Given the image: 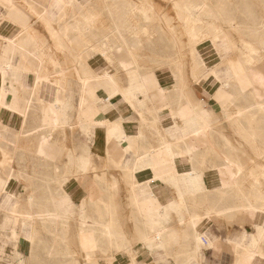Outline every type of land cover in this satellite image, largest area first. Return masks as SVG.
<instances>
[{
  "label": "crops",
  "instance_id": "0c3cea01",
  "mask_svg": "<svg viewBox=\"0 0 264 264\" xmlns=\"http://www.w3.org/2000/svg\"><path fill=\"white\" fill-rule=\"evenodd\" d=\"M90 4L106 0H0V228L18 235L6 256L264 264V174L244 184L219 124L232 97L218 77L132 75L129 56L91 52L74 24Z\"/></svg>",
  "mask_w": 264,
  "mask_h": 264
},
{
  "label": "rangeland",
  "instance_id": "374dc122",
  "mask_svg": "<svg viewBox=\"0 0 264 264\" xmlns=\"http://www.w3.org/2000/svg\"><path fill=\"white\" fill-rule=\"evenodd\" d=\"M181 1L184 0H106L104 6L90 4L88 12L83 17L75 19V27L77 24L75 30L86 31L88 29L89 38L84 44L89 43L91 52H103L104 50L103 54L109 62L118 61L121 55L130 56V59L132 58L140 69L150 68L159 71L166 69L167 73L164 75L172 74L173 76V73L177 75L181 70L178 76L181 75L180 77L191 81L196 80L192 72L193 56L190 50V37L181 20L183 14ZM189 1L195 6L204 2L210 7L214 12L212 21L226 29L237 45L236 52L227 54L225 62H221L218 53L210 46L209 38L200 36L199 41L196 42L198 53L205 62L210 65L219 64L217 73L223 80L228 60L240 52L238 49H241V39L250 38L247 27L263 14L264 0ZM77 12L78 9L75 6V13ZM119 45L124 49L121 53H116L115 48ZM261 70H264V66ZM240 81L246 82L243 78ZM251 84L255 87V92L249 93L250 89L247 88L243 96L238 97L237 100L233 94L228 112L222 118L223 121L219 120V124H225L228 128V138L231 139L230 155H233L232 160L237 165L233 167L235 171H237L236 168H242L245 172L244 184L252 181L250 173L264 174V114L258 109H251L243 115L237 114L236 106H245L253 102L252 98L264 95L261 92L264 80L260 82L254 78ZM227 89L233 93L231 82ZM2 216L8 219L7 214L5 216L3 212H0V220ZM9 217L12 218L13 215L9 214ZM9 231V237H7L5 234L7 230L0 228V264H23L16 260L18 259L17 254L14 257L11 255L12 258L6 256V242H15L18 236L14 227ZM4 236L5 239H3Z\"/></svg>",
  "mask_w": 264,
  "mask_h": 264
},
{
  "label": "bare ground",
  "instance_id": "6f19581e",
  "mask_svg": "<svg viewBox=\"0 0 264 264\" xmlns=\"http://www.w3.org/2000/svg\"><path fill=\"white\" fill-rule=\"evenodd\" d=\"M181 12L183 13L181 20H183L186 32L189 34V37H190V50H191V52H192L191 54L193 56V60H192L193 76L196 79L201 78L204 80H208L210 78H214V80H217V77H218L219 80H217V81L220 83L218 92H220L222 94H228L229 98L230 97L233 98V96L235 95L236 100L238 99V97L243 96L245 91H247V88L250 89V90L248 89L249 93L255 92L256 89L251 84V81L254 78L259 80L260 82H263V80H264V70H261V67L264 66V12L261 16H259L257 19H255L252 24H250L247 27L248 28V35L250 38L249 39H241V43H242L241 49H238L240 52H238V54H236L235 56H233L231 59L228 60V65L226 64L227 66H226L225 78L223 80L220 78L221 76L219 77V75L217 73L219 64L210 65L207 62H205L204 59H202V57L198 53V50L196 48V42L199 41L200 36H201V38H209V40H211L210 46L213 48V50L215 52L218 53V56L221 58V62L222 61L225 62V58L227 57L226 55L231 53V52H236V50H237V47H236L237 45H236L234 39L231 37V35L229 34V32L226 29H224L223 27H221L219 25H216L212 21V19H214V12L212 9H210V7L206 6V4L204 2H201V4H199V5L197 4L195 6L189 0L188 1H185V0L181 1ZM237 27L238 26H236V28ZM161 46H162V44H161ZM122 49H124V48L122 47ZM149 54L152 55L151 53H149ZM131 60H132V63L134 64V67H135V68H132V75H135L136 70H137L136 69L137 63L132 58H131ZM259 65H261V67H259ZM179 67H180V65H179ZM179 67H177V68H179ZM180 71H179V73H180ZM173 74H174V77H178V74L177 75L175 73H173ZM96 78H98V77H96ZM242 78L245 79L246 82L240 81V79H242ZM230 82L232 83V92L233 93H231L227 89V86L230 85ZM246 83L248 84L247 85L248 87L246 86ZM249 83H250V86H249ZM262 88H261V92H262V94H264V87H262ZM259 90H260V88H259ZM248 100L250 101V98ZM252 100H253V102H250V103L246 104L245 106H236L237 107V114L243 115L246 112H249L251 109H255V110L258 109V110H260V112H262L264 114V95L252 98ZM196 116H197V114H196ZM202 121L203 122H201V123H203V124L201 126L203 127L204 124L205 125L207 124L205 122L204 114L202 115ZM188 122L189 123H187V124H192L193 119L189 120ZM236 126H239V125L236 124ZM242 128H243V126H242ZM225 143H226L225 146L230 148L231 139H229L227 137L225 139ZM165 145H166V143H165ZM224 162L225 163H231V161L228 158L225 159ZM185 196H187V195H185ZM248 206L252 211L260 208L257 204H252V203H249ZM60 213H53L52 212V213L46 214V216L49 218L51 217L52 219H56V218L62 217V215ZM106 232H107L106 234L108 236L109 231L107 230ZM197 240H198V238H197ZM247 241H248V239H247Z\"/></svg>",
  "mask_w": 264,
  "mask_h": 264
}]
</instances>
